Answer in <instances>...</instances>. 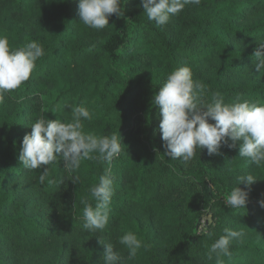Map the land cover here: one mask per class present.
<instances>
[{
    "label": "trees",
    "instance_id": "1",
    "mask_svg": "<svg viewBox=\"0 0 264 264\" xmlns=\"http://www.w3.org/2000/svg\"><path fill=\"white\" fill-rule=\"evenodd\" d=\"M78 5L0 0V36L10 48L36 41L45 51L29 80L0 102V264H14L11 252L37 254L58 239L44 264H67L69 248L75 250L69 264H102L108 243L122 264H216L208 251L226 228L244 235L223 264H264V165L239 157V143L212 156L198 149L189 162L169 159L152 102L170 72L188 66L206 99L220 93L225 103L264 104V80L235 79L264 43V17L248 19L264 0H201L163 26L147 18L142 0H121L123 16L110 15L102 30L80 22ZM74 106L91 113L82 120L85 133L120 136L122 152L110 165L84 160L72 175L58 157L40 183L47 166H22L23 138L41 116L69 122ZM106 169L115 177L109 221L90 232L83 229L81 200L95 206L89 189ZM246 174L257 180L238 185ZM25 186L33 199L24 198ZM237 186L248 192V203L232 210L224 200ZM127 232L146 245L134 259L119 243Z\"/></svg>",
    "mask_w": 264,
    "mask_h": 264
},
{
    "label": "clouds",
    "instance_id": "2",
    "mask_svg": "<svg viewBox=\"0 0 264 264\" xmlns=\"http://www.w3.org/2000/svg\"><path fill=\"white\" fill-rule=\"evenodd\" d=\"M126 3L127 0H124ZM201 0H142L147 18L157 26L166 25L170 18L179 14L187 5H199ZM78 14L85 26L102 30L109 26V16H123L121 0H79ZM45 54L42 45L30 41L22 47L10 48L6 37L0 36V102L8 93L19 88L32 75L36 62ZM257 70L264 72V43L257 44L253 53ZM205 86L193 79L188 66L176 68L153 97L159 106L160 132L166 142L165 154L171 160L191 161L197 150L207 149L208 155L220 154L222 145L235 148L240 145L239 157L247 158L251 164L264 165V104L247 100L225 103L220 93L205 97ZM90 111L84 106H74L69 122L46 119L41 116L31 125V133L22 141L19 160L27 170L40 172L39 182L44 183L48 166L62 158L64 169L72 175L82 161L91 160L111 164L122 152L121 137L116 134L97 135L83 131L82 120H91ZM209 118L215 123H209ZM229 139L232 143H229ZM115 177L106 169L98 183L89 189L91 199L81 200L83 205V229L90 232L103 231L109 221V207L114 195ZM257 179L252 174L238 177V185L247 182L250 186ZM75 182V181H74ZM224 203L232 210L246 208L248 192L234 187L226 194ZM264 206V201L261 202ZM208 251V259L215 256L216 264H223L222 257H230V245L244 235L242 230L226 228ZM102 243H104L101 240ZM134 259L137 252L146 247L133 232L119 238ZM106 245L102 264H122L121 257L112 244Z\"/></svg>",
    "mask_w": 264,
    "mask_h": 264
},
{
    "label": "rangeland",
    "instance_id": "3",
    "mask_svg": "<svg viewBox=\"0 0 264 264\" xmlns=\"http://www.w3.org/2000/svg\"><path fill=\"white\" fill-rule=\"evenodd\" d=\"M264 17V7L251 12L249 15V20L253 21L257 18ZM251 45V44H250ZM254 78L255 80H264V72H259L256 68L254 61L247 62L244 67L242 68L241 72L235 76V79L245 80L247 78ZM28 187V186H25ZM25 191V199H33V195L31 194V190L28 188L24 189ZM28 209L30 211H37V206L33 203L28 204ZM72 241L78 242V237H71ZM62 240H57L54 245L50 246L49 248L37 253V254H27V253H10V259L14 264H44L49 258L54 256L57 251L58 245L61 244ZM75 251L73 248H69L67 250V264L70 263L71 257Z\"/></svg>",
    "mask_w": 264,
    "mask_h": 264
}]
</instances>
